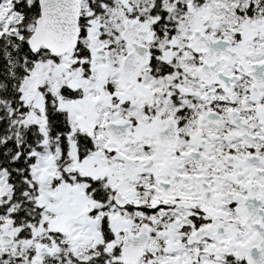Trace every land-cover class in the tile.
Segmentation results:
<instances>
[{
    "label": "snow or ice",
    "instance_id": "1",
    "mask_svg": "<svg viewBox=\"0 0 264 264\" xmlns=\"http://www.w3.org/2000/svg\"><path fill=\"white\" fill-rule=\"evenodd\" d=\"M0 264H264V0H0Z\"/></svg>",
    "mask_w": 264,
    "mask_h": 264
}]
</instances>
